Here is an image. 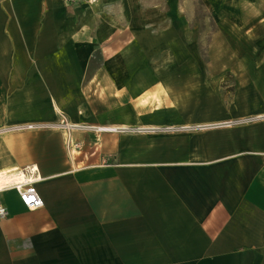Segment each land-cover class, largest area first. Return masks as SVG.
Returning a JSON list of instances; mask_svg holds the SVG:
<instances>
[{
	"label": "crops",
	"instance_id": "1",
	"mask_svg": "<svg viewBox=\"0 0 264 264\" xmlns=\"http://www.w3.org/2000/svg\"><path fill=\"white\" fill-rule=\"evenodd\" d=\"M203 1L208 64L189 0H0V264H264V0Z\"/></svg>",
	"mask_w": 264,
	"mask_h": 264
},
{
	"label": "rangeland",
	"instance_id": "2",
	"mask_svg": "<svg viewBox=\"0 0 264 264\" xmlns=\"http://www.w3.org/2000/svg\"><path fill=\"white\" fill-rule=\"evenodd\" d=\"M154 0H148V2H152ZM189 1H192L194 3H196L197 5V11H196V15H195V20L198 24V27L200 26L201 28V36L199 38V40H197V43H195V49H196V44H197V49L199 48L200 50V53H201V60L203 62H205V64H208L209 61H210V58H209V33L211 30L214 29V22L213 20L210 18V15L208 13V10L205 6V3L203 0H189ZM183 16H185L186 18L188 19H192L193 18V10L192 9H186V10H183L182 12ZM191 21V20H190ZM186 37L189 38V40L192 39V36L191 34H186ZM192 43V42H190ZM193 45V44H192ZM191 45V46H192ZM199 45V46H198ZM190 50L193 49L192 47H188ZM152 61H148V64L149 66H156V65H160V64H164V65H168V66H171V65H176V63L174 62V64L169 60L168 62H165L166 59H162L160 57H156L155 58V61L154 59H152ZM161 60V61H160ZM143 64L142 60L141 59H137V65H141ZM193 64V61L192 59L189 61V63H185V65H191ZM174 76H177L176 74H174ZM137 77L139 78V82H146L148 81V75L146 74H137ZM177 78H179V82H181L182 78L183 79H186L185 80V85L187 86L188 83L191 82V79H192V75L191 74H188L187 71L184 73V74H179L177 76ZM227 82H230V77L229 75H224L223 79H222V87L224 88L226 86V83ZM191 88V86H190ZM225 91V90H224ZM224 94V93H223ZM222 94V97H224V95Z\"/></svg>",
	"mask_w": 264,
	"mask_h": 264
},
{
	"label": "built area",
	"instance_id": "3",
	"mask_svg": "<svg viewBox=\"0 0 264 264\" xmlns=\"http://www.w3.org/2000/svg\"><path fill=\"white\" fill-rule=\"evenodd\" d=\"M68 5H74L79 3H88L94 4L97 0H65ZM62 126H65L67 130L71 127L67 123H61ZM70 146L72 151L79 149V144L75 143L71 138H69ZM34 168L26 169L23 171L21 180L19 183L14 185L15 190L18 192L19 197L22 203L31 210L40 209L44 206V201L40 194L31 186L35 182L36 178L33 177ZM31 175V176H29ZM8 214L6 207L0 203V219L6 217Z\"/></svg>",
	"mask_w": 264,
	"mask_h": 264
},
{
	"label": "bare ground",
	"instance_id": "4",
	"mask_svg": "<svg viewBox=\"0 0 264 264\" xmlns=\"http://www.w3.org/2000/svg\"><path fill=\"white\" fill-rule=\"evenodd\" d=\"M99 130H105V129H109L107 127H98Z\"/></svg>",
	"mask_w": 264,
	"mask_h": 264
}]
</instances>
